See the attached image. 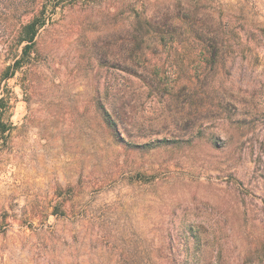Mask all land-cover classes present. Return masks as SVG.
I'll return each mask as SVG.
<instances>
[{"label":"rangeland","instance_id":"1","mask_svg":"<svg viewBox=\"0 0 264 264\" xmlns=\"http://www.w3.org/2000/svg\"><path fill=\"white\" fill-rule=\"evenodd\" d=\"M177 1L0 0V264H264V0H199L227 36L197 103L200 46L153 31Z\"/></svg>","mask_w":264,"mask_h":264},{"label":"trees","instance_id":"2","mask_svg":"<svg viewBox=\"0 0 264 264\" xmlns=\"http://www.w3.org/2000/svg\"><path fill=\"white\" fill-rule=\"evenodd\" d=\"M159 16L153 18L154 29L156 34L164 36L165 34L175 32L177 30L186 32L192 37V43L200 46L202 51V68L199 73L194 75L198 86L187 92L194 103L202 100L201 90L199 89L208 84V80L216 74L219 67L223 64V52L225 48V37L227 29L225 26L216 20L214 14L208 11L199 0H180L174 4V7L168 8ZM208 11V12H207ZM46 16L41 13L24 23L19 31L18 43H26L23 47V55L21 59L30 56L31 49L34 46L35 38L43 25L46 23ZM184 30H183V29ZM16 60L13 68L20 67L22 60ZM151 87L156 89L160 82L151 80ZM155 82V83H154ZM154 83V84H153ZM158 83V84H157ZM202 84L204 86H199ZM186 86L182 90H184ZM203 97V96H202ZM188 100V99H186ZM2 101V98H0ZM221 101V99H219ZM185 103V100L182 101ZM124 104L120 106H112V111H106L107 123L111 126L116 136L123 140L122 131L126 130V121L124 112ZM8 126L1 120L0 114V132H5Z\"/></svg>","mask_w":264,"mask_h":264}]
</instances>
